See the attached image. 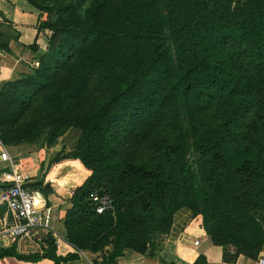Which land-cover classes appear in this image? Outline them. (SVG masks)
Segmentation results:
<instances>
[{
  "label": "trees",
  "instance_id": "1",
  "mask_svg": "<svg viewBox=\"0 0 264 264\" xmlns=\"http://www.w3.org/2000/svg\"><path fill=\"white\" fill-rule=\"evenodd\" d=\"M24 1L46 15L38 32L50 36L44 52L27 47L34 66L1 87L0 142L49 149L79 132L44 173L66 161L89 173L67 201L63 239L92 264H116L127 250L154 258L188 213L224 263L255 261L264 250V0ZM26 188L54 193L42 179ZM94 194L112 209L97 213ZM7 258L80 256L58 255L46 235L34 253L0 249Z\"/></svg>",
  "mask_w": 264,
  "mask_h": 264
},
{
  "label": "crops",
  "instance_id": "2",
  "mask_svg": "<svg viewBox=\"0 0 264 264\" xmlns=\"http://www.w3.org/2000/svg\"><path fill=\"white\" fill-rule=\"evenodd\" d=\"M46 19L45 14L35 11L24 0H0V35L3 39H8L11 53L0 54V90L4 83L18 79L20 74L28 72L29 66L32 67L35 56L27 47L36 43L39 52H44L50 32H38V25ZM30 61L32 63L28 64ZM69 134L70 132L49 149L37 150L33 146L4 147L0 142L27 183H35L42 179L44 185H49L53 189L54 193L48 198L38 193L46 206V221L57 231L61 227L67 201L72 192L89 176V173L76 161L54 165L49 172L44 174L49 162L62 149L67 154L74 148V144H66ZM0 166L5 168L6 164L1 163ZM2 178L3 176L0 175V180ZM3 188V183L0 182V193ZM16 225L18 224L12 214L0 204V249L16 244L18 252L24 255L27 254L24 248L28 245L33 244L39 249L38 241L26 239L13 241L9 237L10 229ZM195 241L199 242L198 246H194ZM60 253L62 252H58V255H61ZM83 254L88 260L96 259V257ZM259 255H264V250ZM199 256L205 258L206 264H227L223 262L222 249L212 245L202 229L200 220L189 219L188 213H179L173 220L169 234L159 243L157 255L154 258H147L127 250L116 264H193ZM3 260L0 264H25L13 258ZM255 261L239 256L232 264H255ZM37 264H52V262L42 260ZM68 264L86 263L80 258Z\"/></svg>",
  "mask_w": 264,
  "mask_h": 264
},
{
  "label": "built area",
  "instance_id": "3",
  "mask_svg": "<svg viewBox=\"0 0 264 264\" xmlns=\"http://www.w3.org/2000/svg\"><path fill=\"white\" fill-rule=\"evenodd\" d=\"M1 163H5L6 167L1 168L0 166V175L3 176L0 182L3 183V186L9 185V187L1 190L0 204L4 205L15 220L19 222L18 225L10 229L8 233L9 237L13 241L26 239L38 241L40 244L42 238L49 235L53 239L57 251L62 252L60 253L62 256L77 253L86 264H92L83 252L74 249L63 239L56 229L48 224L44 201L40 199L37 191H31L26 188L27 181L18 172L13 159L0 143ZM92 201L98 205L96 211L99 214L112 209L111 201L108 197L101 198L97 194H94ZM198 245L199 242L195 241L194 246ZM255 264H264V255H259Z\"/></svg>",
  "mask_w": 264,
  "mask_h": 264
},
{
  "label": "rangeland",
  "instance_id": "4",
  "mask_svg": "<svg viewBox=\"0 0 264 264\" xmlns=\"http://www.w3.org/2000/svg\"><path fill=\"white\" fill-rule=\"evenodd\" d=\"M32 62L30 61L28 64H31ZM32 66H34V63H32ZM30 67V66H29ZM78 137H79V132L77 131V130H72V131H70V134H69V136H68V138H67V140H66V144L68 145V143H72V145L74 144L75 145V143L77 142V139H78ZM72 141V142H71ZM72 145H70V146H72ZM32 244V243H31ZM35 244V243H34ZM23 246V245H22ZM24 252L25 253H33V252H36V251H38L39 249H38V247L37 246H35V245H28L26 248H24ZM2 261H4V260H2ZM90 262H92L93 260H91V258H90V260H89ZM25 264H30V263H25Z\"/></svg>",
  "mask_w": 264,
  "mask_h": 264
},
{
  "label": "water",
  "instance_id": "5",
  "mask_svg": "<svg viewBox=\"0 0 264 264\" xmlns=\"http://www.w3.org/2000/svg\"><path fill=\"white\" fill-rule=\"evenodd\" d=\"M139 200H140V204H141V206L145 209V208H147V202H146V199H145V197L143 196V195H141L140 197H139Z\"/></svg>",
  "mask_w": 264,
  "mask_h": 264
}]
</instances>
